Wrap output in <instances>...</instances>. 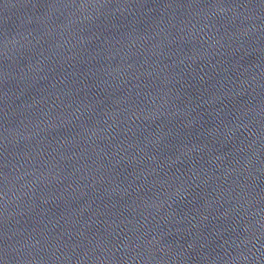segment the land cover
<instances>
[{
	"label": "water",
	"instance_id": "95a60500",
	"mask_svg": "<svg viewBox=\"0 0 264 264\" xmlns=\"http://www.w3.org/2000/svg\"><path fill=\"white\" fill-rule=\"evenodd\" d=\"M0 264H264V0H0Z\"/></svg>",
	"mask_w": 264,
	"mask_h": 264
}]
</instances>
